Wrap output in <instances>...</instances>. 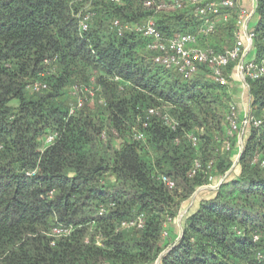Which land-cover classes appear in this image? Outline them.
Instances as JSON below:
<instances>
[{
	"label": "trees",
	"instance_id": "obj_1",
	"mask_svg": "<svg viewBox=\"0 0 264 264\" xmlns=\"http://www.w3.org/2000/svg\"><path fill=\"white\" fill-rule=\"evenodd\" d=\"M87 1L0 0V264H264V76L246 79L249 112L261 124L247 126L227 174L239 146L233 133L229 148L221 145L233 99L227 85L206 65L185 77L153 64L147 38L113 26L153 18L165 36L194 32L191 6L181 0V9L155 11L145 0ZM84 4L91 17L83 31ZM254 17L251 52L259 59L264 0ZM216 21L209 36L224 23ZM35 82L47 88L34 90ZM74 85L95 93H81L82 106L69 114ZM155 106L174 128L147 115ZM138 131L143 138L135 140ZM52 132L56 139L42 149ZM162 176L174 181L172 190ZM209 183L217 186L198 192L171 237L181 204ZM138 214L142 228L118 229ZM57 224L71 234L53 240Z\"/></svg>",
	"mask_w": 264,
	"mask_h": 264
},
{
	"label": "built area",
	"instance_id": "obj_2",
	"mask_svg": "<svg viewBox=\"0 0 264 264\" xmlns=\"http://www.w3.org/2000/svg\"><path fill=\"white\" fill-rule=\"evenodd\" d=\"M116 1V0H112ZM188 5L191 6L193 15L198 20L197 28L194 32H177L171 36L163 35L156 27L153 18H149L147 21L141 24L137 23H121L118 19L113 20V26L116 28L118 34H121L124 30L133 31L142 35L148 39L146 44L147 50L153 52L151 58L153 64H158L164 69L175 70L185 77H190L195 74L200 65H206L209 67L213 80L219 85L227 84V66L229 63H235V73L238 82H241L242 87H246V79H258L264 76V57L259 59L249 57L253 39L255 33L253 30L245 29V25L250 18L255 15L257 8V0H249V6H243L242 0H185ZM144 6H152L155 11H170L181 9L183 3L181 0H163L156 2L154 0H145ZM232 11V12H231ZM234 13L235 25L238 27L234 31V42L231 47L224 49L223 51H216L213 48L206 46L202 47L198 41L200 38H206L215 31L216 18L222 16L226 20L229 16ZM91 14L90 12H83L79 18V27L81 30H87L89 26ZM264 38V36H263ZM117 79V77H115ZM31 88L46 89L45 83L35 82L31 85ZM81 93H87L90 98L94 97L95 90L92 86L81 87L74 85L72 87L71 94L76 98V103L69 108V114L74 113L76 108H79L83 104V98L80 96ZM102 102V100H100ZM235 106H230V113L228 116L229 122V133L237 130L236 124V112ZM147 115H160L161 119L166 124H171L172 119L167 114H161L160 110L156 107H150L147 109ZM241 123L243 126H259L261 121L250 114L249 110L243 113ZM146 121L143 122V127L146 126ZM57 137L56 132L48 134L43 142L42 149L44 146L51 144ZM104 137V134H102ZM135 140L143 138V133L138 131L133 135ZM192 144H196V136L190 135L188 137ZM178 141V140H176ZM239 147H242L241 141L238 143ZM229 148V142L224 141L222 144V150ZM257 160V157L254 158ZM200 166L198 161H195V170ZM195 171H192V174ZM162 183L169 190L175 187L174 181L167 176L161 177ZM211 182V177H209ZM214 185V187H216ZM213 187V188H214ZM51 193V192H50ZM112 205V204H111ZM105 212V206L99 205V214ZM170 218L168 217L163 223L162 236H168L166 226ZM143 227V215L138 214L133 219L122 220L118 229L123 228H136L140 229ZM72 227L57 224L51 228V236L53 240L59 237H67L71 234ZM258 236L253 235V241H257ZM54 241H51L53 244ZM96 244L101 246L99 237H96ZM257 260H262L263 256L260 252L256 253Z\"/></svg>",
	"mask_w": 264,
	"mask_h": 264
},
{
	"label": "rangeland",
	"instance_id": "obj_3",
	"mask_svg": "<svg viewBox=\"0 0 264 264\" xmlns=\"http://www.w3.org/2000/svg\"><path fill=\"white\" fill-rule=\"evenodd\" d=\"M89 2V0L87 1ZM84 7L83 10L84 12H86L89 9V6H87L86 4L83 5ZM189 8V7H188ZM191 9V8H189ZM232 12V11H231ZM232 14V13H231ZM188 16L193 17V13L189 12ZM230 17L233 16H229L228 20H224V23H222L221 25L218 26V30L212 35V36H207L206 38H200L199 42L200 45L202 47H206L208 45H212V44H216L218 46H224L226 48H228V46L232 43V40L230 39V35H231V31H232V27H234L232 25V23L229 22V20L232 21V19H229ZM233 22V21H232ZM230 23V24H229ZM238 29V27L235 26V30ZM255 55V49L253 50V52H251V54L249 55V57L253 58ZM230 77V80L227 82V86H226V92L232 94L233 99L230 100L232 105L235 106V114H236V124H237V130L233 131L232 133L236 135V139L238 140L239 135L241 134V130L244 129V134H247L249 129L247 126H243V123H241V119L243 118V112L242 110L239 111L241 108H239L238 106H241V104H243V111L247 112L249 109V103H250V99H249V95H248V89L246 87H242L241 82H238L237 80V76L235 73V64L233 66L232 69V73L228 74ZM242 101V103H240ZM73 106V105H71ZM156 108H158L159 110H161L160 107L155 106ZM164 108V107H163ZM165 109V108H164ZM264 114V109L261 111L260 115ZM229 125L228 123L226 124V131L225 134L223 135V140L221 142V145L223 144V142L226 140L228 142L232 141L233 138V134H230L229 132ZM232 137V138H231ZM231 138V140H229ZM242 142V141H241ZM241 151V147L238 146V150L236 151V153L233 155L232 157V165L229 168L228 173L233 174L235 171V166L237 164L238 158H239V153ZM215 184H207L201 187V190H203L204 188H213ZM199 191H196L190 198H188V200H186L185 202H183L179 208L178 214H177V218L181 215L184 214V211L186 210V207H191L193 205L194 199L195 197L198 195ZM193 200V201H192ZM185 203V204H184ZM191 204V205H189ZM168 236H166L167 239ZM171 240V239H170Z\"/></svg>",
	"mask_w": 264,
	"mask_h": 264
},
{
	"label": "crops",
	"instance_id": "obj_4",
	"mask_svg": "<svg viewBox=\"0 0 264 264\" xmlns=\"http://www.w3.org/2000/svg\"><path fill=\"white\" fill-rule=\"evenodd\" d=\"M241 3H242V5L243 6H249V3H250V1L249 0H242L241 1ZM257 22V19H256V17H252V18H250L249 20H248V22L246 23V25H245V29H249L250 30V28H252L254 25H255V23ZM198 43H199V45H200V42L198 41ZM201 46V45H200ZM240 103H242V101L240 102ZM239 108H241L239 111H241L242 110V112L244 113V109H243V104H241V106H238ZM249 109V108H248ZM243 134H244V129H242L241 130V134L239 135V138H238V143L240 142V141H242V136H243ZM193 201V200H192ZM185 204V203H184ZM189 205H191V204H189ZM190 207L188 206V207H186V210L184 211V213L186 214V212H187V210L189 209ZM184 214H181L178 218L176 217V219H175V223H174V225L172 226V228H171V237L173 236V237H176V236H179V234L181 233V225H182V221H183V218H184ZM181 217V218H180Z\"/></svg>",
	"mask_w": 264,
	"mask_h": 264
},
{
	"label": "water",
	"instance_id": "obj_5",
	"mask_svg": "<svg viewBox=\"0 0 264 264\" xmlns=\"http://www.w3.org/2000/svg\"><path fill=\"white\" fill-rule=\"evenodd\" d=\"M200 190H201V188H199L197 191H200ZM180 218H181V217H180ZM168 249H170V247H168L166 250H164V251L162 252V254L165 253ZM162 254H161V255H162ZM161 255H160V256H161ZM157 263H158V260H157Z\"/></svg>",
	"mask_w": 264,
	"mask_h": 264
}]
</instances>
